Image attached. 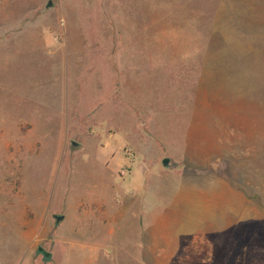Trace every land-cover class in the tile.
<instances>
[{
  "label": "rangeland",
  "instance_id": "374dc122",
  "mask_svg": "<svg viewBox=\"0 0 264 264\" xmlns=\"http://www.w3.org/2000/svg\"><path fill=\"white\" fill-rule=\"evenodd\" d=\"M0 264H264V0H0Z\"/></svg>",
  "mask_w": 264,
  "mask_h": 264
},
{
  "label": "water",
  "instance_id": "95a60500",
  "mask_svg": "<svg viewBox=\"0 0 264 264\" xmlns=\"http://www.w3.org/2000/svg\"><path fill=\"white\" fill-rule=\"evenodd\" d=\"M50 4H51V3L48 2V3H47V7H49ZM71 144H72L73 146H76V143H74L73 141H71ZM166 163H167V159H163V160H162V165H166ZM39 251H42V249L39 248ZM43 254H44L45 257H48V256H49L48 253H43Z\"/></svg>",
  "mask_w": 264,
  "mask_h": 264
}]
</instances>
